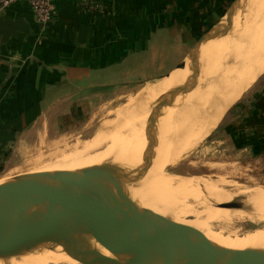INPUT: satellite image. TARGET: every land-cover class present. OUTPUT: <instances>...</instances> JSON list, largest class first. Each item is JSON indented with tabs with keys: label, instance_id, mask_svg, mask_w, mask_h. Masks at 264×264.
<instances>
[{
	"label": "crops",
	"instance_id": "1",
	"mask_svg": "<svg viewBox=\"0 0 264 264\" xmlns=\"http://www.w3.org/2000/svg\"><path fill=\"white\" fill-rule=\"evenodd\" d=\"M234 1L87 0V10L82 0H53L56 20L45 29L25 0L1 11L0 170L90 96L149 69L170 73ZM247 93L222 125L240 151L264 157V78Z\"/></svg>",
	"mask_w": 264,
	"mask_h": 264
},
{
	"label": "bare ground",
	"instance_id": "2",
	"mask_svg": "<svg viewBox=\"0 0 264 264\" xmlns=\"http://www.w3.org/2000/svg\"><path fill=\"white\" fill-rule=\"evenodd\" d=\"M258 3L259 0H240L236 5L234 13L236 14V18L229 22L228 29H226L227 27L225 29L220 28L219 33H216L214 37H207L208 39L205 37L203 39L205 41V48L202 50L204 54L206 52L212 54L216 52L217 54H213L212 57L215 55L217 58L219 57L217 56L219 51L223 48V51L221 50V57L214 63V66L205 67L204 65L202 67V61L196 60V63H193V65L185 66L180 71L174 73L176 77L172 79L175 81L176 78H180L183 84V91L179 97H175L174 100L176 101H171L169 106L163 107V113L166 114L167 111L170 112L171 110L173 111L171 112L173 116L170 119V123L167 122L166 124L158 125L159 141L162 137H165V140L167 137H170L169 139L171 141L166 143L168 145L171 142L170 148L177 149L178 145H181L186 150L189 147L192 149L193 143L190 142L191 138L189 137L195 133V130L197 131L196 134L198 133L202 137L212 132L219 124L222 112L231 104L238 101L264 73V7L255 11V13L254 10L253 13L249 12L250 6H257ZM240 7H245L246 12L244 13ZM221 25L223 26L224 22ZM219 45L222 47L218 51ZM198 75L199 79L196 85L187 84L186 81L190 77ZM168 80L170 79L166 78L157 84L147 85L139 93V96L136 97L137 99H131L129 104L116 110L113 119L103 124L94 138L65 147L56 152L48 163L34 169L30 173L50 172L62 174L65 171H77L97 166L109 158L106 163L104 162L101 165H111L116 161L122 162L120 166L123 163L125 165L130 164L126 162V158L132 156L133 150L130 148L122 149L119 153H114L115 148L118 145L121 148L125 146L126 139L128 136H131L130 129L135 126L138 127V124H141L142 121L150 116L155 102L167 93L170 84ZM175 90L178 91L179 89L176 88ZM174 105H176L175 109H171ZM171 114L168 115L171 116ZM169 116L166 117L169 118ZM141 130L145 129L141 128ZM156 144L158 145V143ZM164 150L167 152L166 149ZM184 152L180 151V156H176L174 160L182 159L188 155V152L190 153V151H187V153ZM161 153L165 154V152ZM161 153H155L154 155L156 157L152 158L146 165L143 164L144 159H141L142 162L140 161V163L138 159L135 161L139 163L136 166L137 172L143 170V173L147 169V172H145L146 177L142 180L143 183H140L145 189L141 186L143 189H140L137 186V188L139 187L138 192L140 193L139 196L142 197V201H144L143 198H146L144 193L147 194V192H150L149 190H152L151 192L154 193H151L152 196L157 197L158 193H160L158 195L159 197L161 195L159 199L161 200L160 203H157L156 208L150 207V210L175 222L192 227L202 242L205 251L209 254H216L220 247L237 250L264 249V228L243 235L237 230L245 219L264 220V202L259 199H256L255 202L245 201L243 199L241 201L240 199L241 196L252 191V188L240 184H230L223 178L212 179L204 176L172 175L167 173L166 169L168 171L171 170L170 168L174 165V162L172 160L167 162ZM117 164L119 163H116L114 166H117ZM17 179L16 177L11 180L16 181ZM135 182L136 179L132 181V183ZM132 183L130 185H134ZM91 185L95 189L101 190L97 183L92 182ZM229 185L232 186V189L225 188ZM194 190L198 192L199 198H202L204 203L206 201V206L192 195L191 191ZM261 193L264 194V192ZM224 200L226 202H232L231 205L233 206L242 203L241 208L225 209L211 206L215 202ZM170 202H173L177 207L176 213V210H171L174 208V205ZM148 203L150 204L149 201ZM190 214L194 216V221L186 222L183 221L184 219H181L183 216ZM213 223L225 226L224 229L226 232L213 231L210 228ZM89 241L98 252L107 257L118 258V255L119 257L125 258L127 256H134L132 250L127 246L126 241L118 235L110 234L106 237L104 241L105 246H102L93 238H89ZM109 249L113 250L109 251ZM0 264L81 263L68 255L62 246L48 243L46 247L31 250L21 256L0 258Z\"/></svg>",
	"mask_w": 264,
	"mask_h": 264
},
{
	"label": "water",
	"instance_id": "3",
	"mask_svg": "<svg viewBox=\"0 0 264 264\" xmlns=\"http://www.w3.org/2000/svg\"><path fill=\"white\" fill-rule=\"evenodd\" d=\"M239 1L227 9L223 26L221 20L197 40L193 52L202 39L227 27ZM198 79L199 75L186 82L196 85ZM172 94H164L165 99L152 110L149 126L155 141V125ZM130 174L121 167L100 165L62 174L30 173L0 183V258L21 256L54 243L81 264H264V249L220 247L216 254L207 253L192 227L131 200L124 184ZM240 208L241 204L227 207ZM110 234L123 238L134 256L110 258L89 241L93 238L105 246Z\"/></svg>",
	"mask_w": 264,
	"mask_h": 264
},
{
	"label": "rangeland",
	"instance_id": "4",
	"mask_svg": "<svg viewBox=\"0 0 264 264\" xmlns=\"http://www.w3.org/2000/svg\"><path fill=\"white\" fill-rule=\"evenodd\" d=\"M250 7L252 9L250 8L249 12L253 13V10H254V13H255V11H258L259 9L264 7V0L263 1L259 0V3L257 4V6H254L255 8L252 6ZM241 10L244 11V13L246 12L245 7H243ZM234 18H236V14H234V17L232 19ZM222 21L225 23L227 19L224 18ZM231 21L232 20H229V22ZM228 25L226 29H228ZM221 47L222 46L219 45L218 51ZM204 48H205V41L201 40L196 45L194 52H193V49L190 50V53L193 52V56H191V54H188L186 58L183 59L178 65H176L175 68L170 73L165 74L164 76H161L160 73L158 72L155 73L149 69V72L143 78L138 79L137 76H133L130 80L125 82V84L119 83L118 84L119 86L116 88L115 92L114 91L110 93L106 92L105 94L102 93L99 95L96 94L97 96H90V98L86 99L90 102V104L87 107L81 108V110H79L77 113L74 112V114L72 113V115L71 114L67 115V117L64 118V122H61V123L59 122V125L61 126V128L58 130L52 131L51 136H48V137L46 136L45 138H42L41 140H36V142L34 143L32 147L28 148L24 153H21V156L18 158V161H16L15 166L13 168H4L3 170H0V183H4L5 181L9 182V180L13 181L11 180L12 178H16L21 175H27L28 173L34 171V169H37L38 167L48 163L52 159V157L55 155L56 152L64 149L65 147L74 145L77 142H84V141H88L94 138L98 134L99 130L102 128L103 124L113 119V115L115 111L129 104L131 102V99L135 100V98L139 96V93L142 92L143 88H145L147 85L157 84L158 82L166 78L170 79L168 80L170 84L168 86L167 93L173 91L171 101H176L174 100L175 97L176 96L179 97V95L183 91L182 90L183 84L180 81V78L179 79L176 78L175 81H173L172 79L176 77L174 76V73L182 69L178 67L182 63H185L184 67L188 65H193V63H196V60L202 61V67H204V65L205 67L214 66V63H216L219 60V58L221 57L220 55L222 54V51H223V48H222L221 49L222 51L220 50L217 55L219 57L216 58L215 55L212 57V55L215 54L216 52L213 54L210 52H206L205 53L206 55H205L204 51L202 52ZM203 54H204V58H203ZM167 75L169 76L171 75V77ZM263 78H264V73L260 76V78H258L254 82V84L245 92V94H243V96L248 94L247 92H249V90H252L253 86L257 82H259V80H262ZM176 88H178L179 90L178 91L175 90ZM77 98L78 100L82 99L81 97H77ZM77 98L72 97V100H77ZM163 99H165L164 96H161L160 98H158V100L154 104L153 109L156 108L159 105V103L163 101ZM235 103L231 104L229 107H227L222 112V117L220 119V122L212 132L202 137L200 134L198 133L196 134L197 131L195 130V133H193V135L189 137L191 138L190 142L193 143L194 147L192 146V149L189 147L188 150L183 148L181 145L180 146L178 145L179 148L177 147V149H174L171 146L174 149L173 151V149L169 147L171 145V142L168 145L166 144V143H169V141H171L169 139L170 137L169 138L167 137L168 135L166 136L167 137L166 140L164 139L165 137L164 138L162 137L161 138L162 141L161 140H160L161 142L159 141L158 125L171 122L170 119L173 116V113L171 114V112L173 111L171 110L170 112L167 111L165 114L163 113V109H162L163 114L161 113L159 117L160 119L158 118L157 123L155 125V130L157 133L156 141L153 139L151 135L152 130L149 126L151 114L144 121H142L141 124H138V127L136 126L132 127L130 129L131 136H128V138L126 139L127 140L126 145L123 146L122 148L120 147V145H118L116 147L118 149L115 148V151H114V153L116 152L119 153L120 151H122V149L130 148L131 150H133L132 156L130 158H126V162H129L130 164L125 165V163H123L122 166H120L122 162L120 163L119 161H116L115 163L111 164L112 166H114L116 163H119L117 164V167L124 168L126 171H129L131 174L133 173L132 175L130 174V176H127V177L125 176V182H124L125 190L127 194L129 195V197L131 198V200L133 202H136L137 204L140 202L142 207H145L148 209L150 207L156 208L157 203H160L161 200L159 199L161 195L160 197L158 196L160 193H158V195L156 193L157 197L154 195L153 197L152 194L154 193L151 192L152 190H149L150 192L146 191L147 194L144 193L146 198H143L144 201H142L141 199L142 197L139 196L140 193L138 192V188L140 186L144 188V186H142L140 183H143L142 180H144V177H146L145 172H147L146 171L147 169L144 170L145 171L143 172L144 174L142 173L143 170L139 171L140 172L139 173L137 172L138 170H136V166L137 164L139 165L140 161L142 162L143 159L145 160V161L143 160V164L144 165L148 164V162H150L152 158L156 157V155L154 154L157 152L159 154L161 152H165V154L161 153L163 158H166L165 160L167 162L171 160L174 162V165L170 168L171 170L168 171V169H166L167 173H170L172 175H179V176L180 175L181 176H204V177H210L212 179L223 178L226 181H228L230 184H240V185H245V186H249L250 188H252V191H249L246 195H243L240 197L241 201L243 199L245 201L255 202L256 199H259L260 201L264 202V194L261 193V192H264V157H255L249 152L240 151V148H237L229 140L227 136V132H226L227 130L225 126L222 125L224 123L223 120H225V116L227 112L229 111L230 107L235 105ZM175 106L176 105L172 106L171 109H175ZM164 114L166 116H169L171 114V116H169L168 118ZM60 119H63V118L61 117ZM141 128L145 130H141ZM138 131L140 134L138 133ZM156 143H158V145ZM158 147H159V150H158ZM153 149L154 150L157 149L156 152H154ZM164 149H166L167 152ZM177 150H179V152H177ZM180 151H183V152L185 151L184 153H187V151H190V153L188 152V155L184 156L182 159H177L175 161L174 159H176V156L177 157L180 156ZM109 159L102 161V163L98 165L100 166L101 164H104V162L106 163V161H108ZM137 159L139 160L138 161L139 163L135 162L137 161ZM26 172L27 174H25ZM133 175L134 177H132ZM135 179H136V182H135L136 184L132 183V181H135ZM130 183L134 185H130ZM137 186L139 187L137 188ZM141 187L140 189H143ZM225 188L232 189V186L229 185V186H226ZM191 192H192V195L197 200H199L201 203H204L202 198H199L200 196L196 190L191 191ZM148 195L150 198L148 197ZM155 197L158 199H156ZM148 201L150 202V204L148 203ZM170 203L173 204V202H170ZM190 203L193 205L191 201ZM206 204L207 203L205 201L203 205L206 206ZM231 204L232 202H226L224 200V201L215 202L214 204H211V206L212 207L217 206L219 208L227 209V207L233 206ZM176 208L177 207L174 205V208L171 210H176ZM162 209L164 210V208ZM176 212L177 210L175 211V213ZM181 219L182 220L184 219L183 221H186V222H192L194 221V216L190 214V215L183 216ZM210 228L213 231L226 232L224 229L225 226H223L222 224L213 223L210 226ZM263 228H264V220L245 219L242 222V224H240L237 230L240 234L243 235L245 233H250L257 229H263Z\"/></svg>",
	"mask_w": 264,
	"mask_h": 264
},
{
	"label": "built area",
	"instance_id": "5",
	"mask_svg": "<svg viewBox=\"0 0 264 264\" xmlns=\"http://www.w3.org/2000/svg\"><path fill=\"white\" fill-rule=\"evenodd\" d=\"M23 0H0V12L9 6L21 2ZM30 5L37 24L42 28H47L56 20V12L53 5V0H25ZM87 10H91L87 5V0H82ZM97 10V9H96Z\"/></svg>",
	"mask_w": 264,
	"mask_h": 264
}]
</instances>
